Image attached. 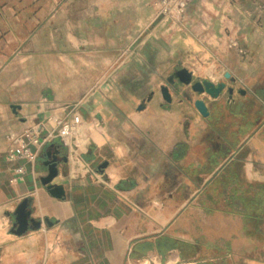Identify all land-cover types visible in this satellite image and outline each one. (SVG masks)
I'll return each mask as SVG.
<instances>
[{"label":"crops","instance_id":"1","mask_svg":"<svg viewBox=\"0 0 264 264\" xmlns=\"http://www.w3.org/2000/svg\"><path fill=\"white\" fill-rule=\"evenodd\" d=\"M248 1H195L181 25L159 12L140 31L137 63L153 74L142 90L123 87L120 70L69 112L10 93L2 76L32 29L18 39L15 27H0V264H264V76L227 84L218 98L173 78L187 68L195 79L221 82L229 56L264 64L257 59L264 21L243 7ZM174 33L198 44L216 72L157 55ZM199 99L207 117L194 105ZM74 114L79 142L56 138L34 160H8L12 135L37 125L41 137L56 135ZM47 150L68 157L52 181L63 198L42 183ZM18 166L24 179L12 182ZM24 199L41 224L18 235L15 212Z\"/></svg>","mask_w":264,"mask_h":264},{"label":"rangeland","instance_id":"2","mask_svg":"<svg viewBox=\"0 0 264 264\" xmlns=\"http://www.w3.org/2000/svg\"><path fill=\"white\" fill-rule=\"evenodd\" d=\"M183 1L0 0V27H15L18 39L32 29L27 46L11 62L2 82L9 81L12 95L32 96L47 111L66 108L69 112L91 91L104 86L106 79L112 78L111 73L120 70L124 71L118 77L119 83L140 91L144 80L153 75L146 73V66L137 63L143 54L138 49L142 41L140 31L159 12L181 25L188 7L198 0H191L182 8ZM242 5L245 9H256L258 18L264 21V0H250ZM172 36L163 38L162 48L155 49L157 55L167 52L179 56L182 63L197 73L208 67L216 72L215 65L204 64L208 56L201 55L198 44H191L183 34ZM261 58L263 49L258 51L257 59ZM225 67L231 77L226 78L219 70L221 82L232 86L264 76L261 61L254 64L229 56ZM83 138L75 135L70 143Z\"/></svg>","mask_w":264,"mask_h":264},{"label":"water","instance_id":"3","mask_svg":"<svg viewBox=\"0 0 264 264\" xmlns=\"http://www.w3.org/2000/svg\"><path fill=\"white\" fill-rule=\"evenodd\" d=\"M225 77L230 78V73H226ZM173 78L178 79L180 84L191 85L194 92L198 94L207 93L211 98H218L220 94L227 89V84L225 82L214 83L213 81L206 79H195L193 73L187 68L178 69ZM173 78L171 80H173ZM161 90L164 98L170 102L171 96L168 87L164 86ZM229 91L232 92L233 89L229 88ZM240 93L244 94L245 91L241 90ZM194 105L202 116L207 117L209 115L206 102L203 99L196 100ZM13 108L16 109V106H13ZM53 146L54 144L50 145V147ZM67 162L68 157L64 156L60 158L58 150H56L53 154L49 150L45 152L44 165L47 167V174L42 177V183L46 186L49 193L56 198H63L65 196V192L63 186L52 184V181L60 174L62 164H66ZM106 165V163H103L100 168H103ZM31 213L32 211L29 208V199H24L18 205L15 212L16 224L14 231L16 234L21 235L30 227H40V220L31 218Z\"/></svg>","mask_w":264,"mask_h":264},{"label":"built area","instance_id":"4","mask_svg":"<svg viewBox=\"0 0 264 264\" xmlns=\"http://www.w3.org/2000/svg\"><path fill=\"white\" fill-rule=\"evenodd\" d=\"M191 0H184L181 3V7L184 8ZM81 118L79 115L74 114L70 122L61 123L56 135L48 134L46 138L41 137L40 126L29 128L19 135H12L10 139L13 145L8 151L7 158L9 161H16L19 159L34 160L37 156V151L43 148V146L53 139L59 138L63 143L71 145L70 143L75 134L73 133L74 125H79ZM70 140V142L68 141ZM17 176L12 178V182L21 181L24 179L25 169L23 166H18L14 169Z\"/></svg>","mask_w":264,"mask_h":264},{"label":"bare ground","instance_id":"5","mask_svg":"<svg viewBox=\"0 0 264 264\" xmlns=\"http://www.w3.org/2000/svg\"><path fill=\"white\" fill-rule=\"evenodd\" d=\"M78 125H74V127L73 128H75V127H77Z\"/></svg>","mask_w":264,"mask_h":264}]
</instances>
